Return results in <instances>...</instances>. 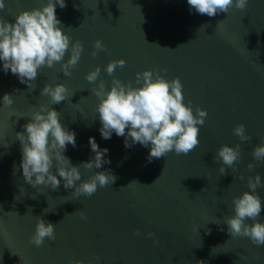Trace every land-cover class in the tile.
Returning <instances> with one entry per match:
<instances>
[{"label": "water", "instance_id": "water-1", "mask_svg": "<svg viewBox=\"0 0 264 264\" xmlns=\"http://www.w3.org/2000/svg\"><path fill=\"white\" fill-rule=\"evenodd\" d=\"M44 3L5 0L0 17L12 22L20 11ZM65 4L56 7L60 27L70 43L78 40L83 45L71 76L55 63L38 70L31 90L0 64V264H97L96 257L99 264H264V246L256 247L246 237L232 238L224 224V217L234 215L232 198L249 191L247 176L259 173L264 185V161L251 155L253 147L264 142V0H249L244 10L232 8L214 17L190 12L187 0ZM97 39L105 50L93 57ZM118 59L125 65L108 75L107 63ZM97 66L105 90L113 77L141 86L135 74L144 70L159 72L167 80L178 77L183 102L191 101L193 114L197 106L207 111L204 124L198 125L199 145L188 155L170 152L149 162V148L138 143L126 148L124 137L114 132L102 139L95 111L99 100L91 92L96 85L85 79ZM45 83L63 84L67 99L52 105L50 97L40 95ZM5 93L12 95L11 106L3 105ZM40 105L54 108L60 123L75 132L76 147L68 145L63 153L73 165L93 158L89 137L109 150L105 155L111 163L91 170L80 166L81 179L108 169L116 177L114 183L98 186L94 195L85 197L74 196V189H65L62 180L57 190L33 188L24 180L15 133L24 130ZM237 124L245 125L250 142L233 134ZM236 144L241 147L236 171L225 166L226 174L221 175L220 163L213 160L216 150ZM249 162L256 165L252 172L245 167ZM133 181L138 184H130ZM257 194L262 202L257 219L264 222V186ZM77 210L86 219L73 214ZM37 216L55 225V240L46 239L40 247L29 242ZM147 232L155 237L146 238Z\"/></svg>", "mask_w": 264, "mask_h": 264}, {"label": "clouds", "instance_id": "clouds-1", "mask_svg": "<svg viewBox=\"0 0 264 264\" xmlns=\"http://www.w3.org/2000/svg\"><path fill=\"white\" fill-rule=\"evenodd\" d=\"M248 3L249 0H187L190 12L194 9L198 14L208 17L222 12L228 13L232 8L244 10ZM57 5L63 9L66 7L65 0H46L39 8L20 11L12 22L0 17V64L5 73L10 71L31 90V82L37 78L38 70L44 67L52 68L55 63L60 64L65 76H71L70 70L77 65L83 51L81 42L77 40L70 43V37L60 27L61 21L56 15ZM5 7V0H0V10ZM92 48L93 57L99 51L105 50L99 39L93 41ZM66 53L68 58L65 61ZM125 63L123 59L109 61L104 70L111 76ZM100 72L101 69L97 66L86 74L85 79L96 85L91 92L99 100L95 111L99 115L101 127L98 131L102 139H110L114 132L118 137H124L126 148L137 143L149 148V162L153 158L166 157L170 152L188 155L199 145L198 125L204 124L207 111L197 106L195 115L193 114L191 101L187 105L183 102V85L178 77L167 80L159 72L144 70L135 74V83L141 86L133 87L131 82H121L113 77L110 88L105 90L104 81L97 79ZM66 93L67 89L61 83L54 86L45 83L40 95H47L50 97V103L55 105L67 99ZM2 102L4 106H11L12 95L5 93ZM59 117L60 113L54 108L40 105L38 110L31 113L29 122L22 126L24 130L15 133L21 145L19 167L24 180L33 188L43 185L52 190H57L62 180L65 189H74V196L85 197L94 195L98 186L102 188L114 183L116 177L108 169L96 171L86 180L81 179L80 166L91 170L111 163L105 155L109 150L100 148L95 138L89 137L88 144L94 153L93 158L82 161L80 165H73L70 158L63 153L68 145L76 147V134L67 130L60 123ZM232 131L241 142H250L252 139L246 134L244 124H237ZM251 155L257 162L264 161V142L255 145ZM240 159V144L222 145L213 157L214 162L221 165L218 169L221 175L226 174L225 166L236 171L235 165ZM245 167L252 172L256 165L249 162ZM239 178L245 179L243 174ZM132 183L137 182L130 184ZM246 183L249 191L232 198L234 215L224 217V224L227 225V231L232 238L246 237L252 245L261 247L264 246V222L257 219L262 211L257 188L264 185L259 173L247 176ZM65 201L67 199L63 200ZM46 210L47 208L44 212L47 213ZM73 214L86 219L82 211L77 210ZM248 220L252 222L247 223ZM134 235L139 236V230H135ZM145 237L154 238L155 233L147 232ZM46 239L55 240V225L37 216L29 242L35 247H40ZM153 243L158 241L153 239ZM245 258L241 255V259ZM96 260L99 264L100 257H96ZM70 264L83 262L75 260ZM197 264L204 262L197 261Z\"/></svg>", "mask_w": 264, "mask_h": 264}]
</instances>
